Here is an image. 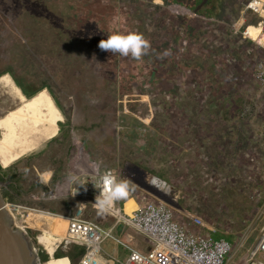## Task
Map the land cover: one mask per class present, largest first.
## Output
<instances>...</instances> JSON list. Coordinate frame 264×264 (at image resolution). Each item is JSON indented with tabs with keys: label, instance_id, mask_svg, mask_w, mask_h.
<instances>
[{
	"label": "rangeland",
	"instance_id": "374dc122",
	"mask_svg": "<svg viewBox=\"0 0 264 264\" xmlns=\"http://www.w3.org/2000/svg\"><path fill=\"white\" fill-rule=\"evenodd\" d=\"M72 1L73 4L70 0H0V18L6 21L7 28L13 31L22 18L29 34L44 41L42 50L27 53L28 67L23 70L34 80L36 88L47 86L54 93L70 123L82 122L87 105L86 88L78 84L79 77L85 74L84 77L94 78V68L104 65L100 59L104 55L97 54L102 50L99 48L102 39L114 32L136 31L148 40L150 47L139 60L118 56L116 150L111 151L107 146L105 131L100 125L86 135L80 131L71 133L65 144L64 177L78 150L99 164L115 169L118 180L128 181L132 196L144 198V204L157 200L144 189L151 178L157 177L167 182L170 186L167 196L180 206L175 209V220L186 222L193 236L237 243L264 202V90L251 73L257 61L264 60L263 47L253 41L258 40L263 23L247 29L252 40L243 35V28H238L244 4L248 6L253 0H227L236 4L220 20L206 24L207 18L192 19L193 29L187 30L191 16L186 14L189 9L180 4L162 6L157 1L156 5L146 6L141 0ZM247 17L255 21L254 14L247 12ZM65 18L74 20L73 28L62 25ZM50 21L58 26L52 27ZM188 33L190 44L177 68L173 60L176 50H180L177 38ZM10 35L11 31L3 37L11 40ZM58 35L62 39H53ZM1 44L2 38L0 56L9 55L8 62L15 67L18 53L15 49L6 52ZM246 60L250 62L245 68ZM184 65L194 66L196 74L192 82L191 76H181ZM1 87L2 117L15 107L17 100ZM181 98L183 114H192L202 121L198 125L203 130L200 132L203 138L206 133L212 137L208 146L198 150L199 154L196 151L180 161L173 121L182 114V107H178ZM60 124L62 130L69 127L67 122ZM50 141L43 142L9 168L0 164L1 168L6 175L19 176L25 191L32 188L33 192H40L37 184H42L40 180L47 182L52 175L49 159L60 154L57 147L47 151ZM37 202L31 195L18 201L31 208L54 211L50 203ZM188 213L200 216L210 229L189 222ZM25 214L29 216L28 221L20 223L31 235L37 251V245L46 252L49 245L60 243L61 237L46 239L45 243L38 238L39 243L36 242V237L43 232L53 235L45 224L51 218L32 210ZM261 226L260 223L251 234L246 247L253 244Z\"/></svg>",
	"mask_w": 264,
	"mask_h": 264
},
{
	"label": "built area",
	"instance_id": "2783aa9c",
	"mask_svg": "<svg viewBox=\"0 0 264 264\" xmlns=\"http://www.w3.org/2000/svg\"><path fill=\"white\" fill-rule=\"evenodd\" d=\"M248 5L257 10L252 3ZM186 14L192 17L198 16L191 10H188ZM251 73L264 90V60H258ZM93 165H99V168ZM105 173H110L119 181L115 169L99 164L84 151L78 150L69 162L68 175L64 177L63 174L55 184L37 198L47 200L67 197L81 200L79 207L73 212L54 213L58 219L67 221V228L63 231L60 245L69 240L83 245L86 249L79 264H264V202L242 231L237 243L231 244L225 239H214L209 236L197 238L193 236L186 222L175 220L176 210L159 199L138 206L129 213L126 212V201L133 198L131 190H128L125 197L114 201L109 207L99 208L95 202L100 192L107 189L101 180ZM153 178L162 184L164 192H161H169L170 186L167 182L157 177ZM89 205L114 218L115 226L106 229L96 222L85 219L84 213ZM4 206L14 223L26 231L25 226L20 222L28 221L29 216H26L25 212L28 210L36 212V208L12 202L8 198L5 199ZM46 213L51 212L43 214ZM186 218L205 230L210 229L200 216L188 213ZM260 223L262 226L257 238L250 247H246L251 234ZM119 224L142 236L148 242L149 248L143 251L117 238L114 235V228ZM108 239L114 240L127 250L125 259L119 260L105 256L102 244Z\"/></svg>",
	"mask_w": 264,
	"mask_h": 264
},
{
	"label": "flooded vegetation",
	"instance_id": "af4514ba",
	"mask_svg": "<svg viewBox=\"0 0 264 264\" xmlns=\"http://www.w3.org/2000/svg\"><path fill=\"white\" fill-rule=\"evenodd\" d=\"M141 1L146 3V6H149L151 4L156 5L157 1H161L162 6L163 5L165 6L167 3L166 2L167 0H141ZM174 4H178V3H174ZM82 21L83 23H86L84 20ZM207 21L208 18L205 20L206 24H208ZM5 22L6 21L4 19L0 18V38H2V43H3L1 44V46L2 48L5 47L6 52H9L10 49H15L16 52L18 53V55H16V57H18V60L16 61L15 67H13V65H11L10 62H8L9 55L8 56L2 55V57L0 56L1 76L8 73L11 79L13 80L14 84L19 88L20 92L27 98H31L28 97L29 94H37L38 92L44 89L49 91L48 93L51 95V97L54 100V103L56 104V106L58 107V109L60 110V112L64 117L63 122H67V124L69 125V127L65 130H62V128L59 127L60 130L58 135L54 139H52L48 145V150H47L48 152H50L53 148L55 149L56 147L60 151V154L58 156L49 159V168L52 171V175L49 181H50V185H53L55 184V182H57V180H59L62 177L64 169L66 168L65 144H66V140L71 136V133L75 134L76 131L78 132L80 131L81 133L86 135L87 133L88 134L90 133L91 129H95L97 128V126L98 128L101 127L105 131V140L107 142V146H109L111 151L113 149L116 150L117 140L115 134H116V124L118 119V87H119V79H120L119 61H118L119 53H112L110 51L99 50V53L97 54L104 55L100 58L103 59L104 65H100L94 68L96 70L95 73L96 75L94 78L84 77L85 74H82L79 77L80 80L78 81L80 83L78 84L79 85L82 84L83 88H86L84 97L86 101L85 104L87 105L83 111L82 122L78 121L77 123L76 121L77 125L76 124L74 125L70 123L68 117L66 116V113L63 111V108L58 103V100L56 99L54 93L47 86H44L40 89L36 88L34 84V80L30 76H28L27 71L25 72L23 70L25 67H28L26 62L28 58L27 53L36 54L37 51L42 50L44 46L43 47L40 46L44 45V41H41V38L35 34L34 35L29 34L27 25H25L26 22L22 18L18 21V25L14 28L13 31L11 30V28H7ZM73 22L74 20L65 18L63 20L62 25L70 26L71 28H73L72 25ZM50 23L52 24V21H50ZM192 24L193 23H191V26ZM51 26L53 27L58 25L52 24ZM9 31H11V35H10L11 40H8L3 37L4 34L5 33L7 34V32ZM189 33L185 34L184 36H180L181 38L180 37L177 38V43H178L177 49L180 50L179 51L176 50L175 55L173 56V60L175 61L177 68H179L180 67L179 65H181L180 57L182 53L187 49V46L190 44V42H187V36L189 37ZM171 37L173 39V36ZM53 39L59 40L62 39V37L58 35ZM53 62L54 60L52 58L51 63ZM127 73L129 74L131 73L130 69L127 70ZM199 85H203V84L199 83ZM92 95L94 96L91 97ZM87 123H89V126H87ZM59 126L63 127L62 124H60ZM68 132H70V136L66 139V135ZM91 139H92L91 137H87L88 141H91ZM2 176L3 177L5 176L4 181L9 182V185L4 189V192H9L16 199L24 198L26 195H32L34 190L30 188L28 191H25L22 185L21 178L19 176H17L16 180H12L10 178L11 176L6 175L5 171L3 172L0 171V177L2 178ZM40 182H42V180H40ZM38 189L41 188L38 187ZM19 192L22 193V195H20ZM41 237L43 238V243H45L47 238L43 235H41Z\"/></svg>",
	"mask_w": 264,
	"mask_h": 264
},
{
	"label": "crops",
	"instance_id": "0c3cea01",
	"mask_svg": "<svg viewBox=\"0 0 264 264\" xmlns=\"http://www.w3.org/2000/svg\"><path fill=\"white\" fill-rule=\"evenodd\" d=\"M253 4L254 7H257V10L252 9L248 6H246V3L244 4V9L241 13V16L239 17V22H238V28L241 30L242 28L244 29L243 32H246V34H243L247 38L250 37L249 32L247 29L250 26H260L263 23L262 31L259 33L258 42L264 49V0H253L249 2V4ZM236 3L234 1L227 2V0H211L209 3L208 7V14H212L211 18H208V23L212 21L214 24L216 20H220L227 12L229 11V8L231 9V5H235ZM246 12V15H244ZM247 12L250 14H254V19L255 21H249L247 18ZM189 14H187L188 16ZM192 17V16H191ZM197 19L199 18L198 16H194L191 19L187 21V26L186 30L192 28L191 23L193 22L192 19ZM210 19V21H209ZM198 20V19H197ZM249 36V37H248ZM252 40V37L249 38ZM262 44H261V43ZM185 67V68H183ZM181 76H191V82L193 81V75L196 74L194 71V66L190 67L189 65L187 66H181ZM182 83V82H181ZM196 86V84H194ZM176 87V86H175ZM193 83L190 84L189 89L192 90ZM178 107H182L181 115L177 116L176 119L173 121L174 122V128L176 130V140H177V155L182 157L180 159L183 160L186 159L187 155H191L193 153H196L199 149H202L205 147V145H209V141L211 140V137L209 136V133H206L207 136L205 138L202 137V132L199 128V123H202V121L198 120L195 116L191 115H186L183 114V104H182V98L180 100V103H178ZM207 122V121H206ZM200 151H198L199 154ZM52 173V171H51ZM42 185L46 186L48 189L51 187L50 182H44L42 180ZM40 188V187H39ZM40 192H33L32 195H34L36 200L38 201L37 203H42V202H48L50 203V208L54 211H50L51 209H41V207H35L36 212H53V213H46L48 217L51 218V220H47L45 223L49 230L52 232L54 230H60L63 227L67 228V221H64L62 219H58L55 214H68L70 212H73L75 209H77L81 203L80 199H71V198H57V199H47V200H40L37 199L39 196H41V193L45 192L43 189H40ZM144 198H131L126 201L125 204V209L126 212H131L135 208L144 204ZM55 213V214H54ZM38 215H40L38 213ZM84 218L93 222L98 223L104 228H111L115 226V220L111 216L107 215L106 213L96 209L95 207L93 208L91 205L88 206V208L85 210L84 213ZM44 221V220H43ZM50 224V225H49ZM114 235L121 239L124 242H129L130 244H133L137 246L139 249L145 251L149 248L148 242L146 243L145 239H143L142 236L137 235L134 233L131 229L127 228L126 226L119 224L116 225L114 228ZM132 240V241H131ZM102 249L105 254V256H111L113 258L123 260L126 258L128 252L127 250L116 243L112 239L106 240L102 244ZM80 261V260H79Z\"/></svg>",
	"mask_w": 264,
	"mask_h": 264
},
{
	"label": "bare ground",
	"instance_id": "6f19581e",
	"mask_svg": "<svg viewBox=\"0 0 264 264\" xmlns=\"http://www.w3.org/2000/svg\"><path fill=\"white\" fill-rule=\"evenodd\" d=\"M0 85L7 89L9 96L17 100L13 109L0 116V164L3 168H9L25 155L37 150L43 142L54 139L64 117L47 90H41L32 98H25L8 75L0 77ZM148 183L154 189L164 192L157 179L151 178ZM38 224L43 225L40 222ZM65 229L54 230L53 235L43 232L38 237L39 241L43 243L41 235L47 237L48 241L56 240Z\"/></svg>",
	"mask_w": 264,
	"mask_h": 264
},
{
	"label": "water",
	"instance_id": "95a60500",
	"mask_svg": "<svg viewBox=\"0 0 264 264\" xmlns=\"http://www.w3.org/2000/svg\"><path fill=\"white\" fill-rule=\"evenodd\" d=\"M249 62L245 61V68L248 67ZM8 185L9 182L0 180V264H42L33 239L23 228L14 223L13 218L5 209L4 189ZM144 189L174 209H180V206L176 205L171 198L154 189L149 183H146ZM70 242L66 240L64 243L69 244Z\"/></svg>",
	"mask_w": 264,
	"mask_h": 264
},
{
	"label": "clouds",
	"instance_id": "9594fccd",
	"mask_svg": "<svg viewBox=\"0 0 264 264\" xmlns=\"http://www.w3.org/2000/svg\"><path fill=\"white\" fill-rule=\"evenodd\" d=\"M149 42L145 37L136 31H129L126 34L114 32L107 39L99 42V48L112 53H119L121 56H131L132 59L139 60L149 51ZM168 53L165 52V55ZM99 168V165H93ZM101 180L107 189L96 198L99 208L105 209L114 201L125 197L128 194L129 184L126 180L117 181L110 173H105Z\"/></svg>",
	"mask_w": 264,
	"mask_h": 264
},
{
	"label": "trees",
	"instance_id": "16d2710c",
	"mask_svg": "<svg viewBox=\"0 0 264 264\" xmlns=\"http://www.w3.org/2000/svg\"><path fill=\"white\" fill-rule=\"evenodd\" d=\"M70 1H71V4H73V1L72 0ZM210 1L211 0H206V1L205 0H167L166 2L168 5L172 3H178L180 5H183L189 10H191L192 12H195L198 16L205 14V17L203 16V18H200V17L197 18L198 20H203L204 18H211L212 14H208V11H207ZM34 95L36 94H29L28 97H33ZM69 136H70V132L67 133L66 139ZM0 171L2 172L4 171V169L1 168V166H0ZM4 178L5 176L4 177L2 176V178L0 177V180L4 181ZM10 178L12 180H16L17 175L15 174L11 175ZM37 187H40L44 191L48 190L46 186H43L40 183L37 184ZM20 195H22V193H20ZM4 196L12 202L19 201V198L18 199L14 198L9 192H4ZM30 232H32L31 229H30ZM33 237L35 236L33 235ZM35 241L37 242L36 239ZM59 245L60 243H54V244L49 245L45 249L46 252H48V254L45 251H43L40 246L37 245L38 247L37 252H38L39 259L42 264H78L79 260L81 259V257L84 255L86 251L83 245L76 243V242H70L69 244L62 243L60 246ZM47 260L48 262H46Z\"/></svg>",
	"mask_w": 264,
	"mask_h": 264
}]
</instances>
